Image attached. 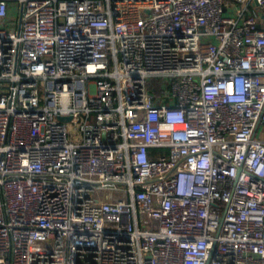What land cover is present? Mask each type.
Returning <instances> with one entry per match:
<instances>
[{
	"label": "built area",
	"instance_id": "2783aa9c",
	"mask_svg": "<svg viewBox=\"0 0 264 264\" xmlns=\"http://www.w3.org/2000/svg\"><path fill=\"white\" fill-rule=\"evenodd\" d=\"M263 119L264 0H0V264H264Z\"/></svg>",
	"mask_w": 264,
	"mask_h": 264
},
{
	"label": "crops",
	"instance_id": "0c3cea01",
	"mask_svg": "<svg viewBox=\"0 0 264 264\" xmlns=\"http://www.w3.org/2000/svg\"><path fill=\"white\" fill-rule=\"evenodd\" d=\"M255 137L260 139V140H264V119L258 125V127L255 131Z\"/></svg>",
	"mask_w": 264,
	"mask_h": 264
},
{
	"label": "rangeland",
	"instance_id": "374dc122",
	"mask_svg": "<svg viewBox=\"0 0 264 264\" xmlns=\"http://www.w3.org/2000/svg\"><path fill=\"white\" fill-rule=\"evenodd\" d=\"M14 17H17V13H15V15H13ZM68 130H69V132H72V126H69L68 127Z\"/></svg>",
	"mask_w": 264,
	"mask_h": 264
},
{
	"label": "water",
	"instance_id": "95a60500",
	"mask_svg": "<svg viewBox=\"0 0 264 264\" xmlns=\"http://www.w3.org/2000/svg\"><path fill=\"white\" fill-rule=\"evenodd\" d=\"M60 120H63V118H60Z\"/></svg>",
	"mask_w": 264,
	"mask_h": 264
}]
</instances>
